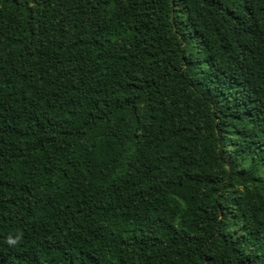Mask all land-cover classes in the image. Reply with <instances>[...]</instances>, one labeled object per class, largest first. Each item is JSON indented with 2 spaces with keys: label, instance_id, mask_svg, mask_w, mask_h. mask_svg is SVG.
Instances as JSON below:
<instances>
[{
  "label": "trees",
  "instance_id": "1",
  "mask_svg": "<svg viewBox=\"0 0 264 264\" xmlns=\"http://www.w3.org/2000/svg\"><path fill=\"white\" fill-rule=\"evenodd\" d=\"M0 264H264V0H0Z\"/></svg>",
  "mask_w": 264,
  "mask_h": 264
},
{
  "label": "clouds",
  "instance_id": "2",
  "mask_svg": "<svg viewBox=\"0 0 264 264\" xmlns=\"http://www.w3.org/2000/svg\"><path fill=\"white\" fill-rule=\"evenodd\" d=\"M6 242L9 244V245H14L16 243V238H14L13 236H8L6 238Z\"/></svg>",
  "mask_w": 264,
  "mask_h": 264
}]
</instances>
